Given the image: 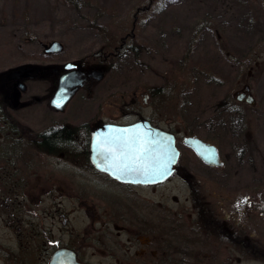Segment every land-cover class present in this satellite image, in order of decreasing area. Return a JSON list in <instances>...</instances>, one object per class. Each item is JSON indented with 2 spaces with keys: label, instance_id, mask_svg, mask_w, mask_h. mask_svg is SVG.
I'll return each instance as SVG.
<instances>
[{
  "label": "flooded vegetation",
  "instance_id": "1",
  "mask_svg": "<svg viewBox=\"0 0 264 264\" xmlns=\"http://www.w3.org/2000/svg\"><path fill=\"white\" fill-rule=\"evenodd\" d=\"M76 65L80 85L96 90L95 68L87 70V60ZM37 69L0 85V264H264V164H225L214 143L161 127L155 92L145 88L107 91L110 121L102 110L81 123L60 122L66 109L53 106L60 77L52 72V89L37 93L32 82L49 75ZM237 120L247 140L250 119ZM135 123L175 136L176 170L160 184L122 182L93 165L95 134L106 124ZM61 129L69 136L47 143ZM188 137L215 145L221 163L206 164Z\"/></svg>",
  "mask_w": 264,
  "mask_h": 264
},
{
  "label": "rangeland",
  "instance_id": "2",
  "mask_svg": "<svg viewBox=\"0 0 264 264\" xmlns=\"http://www.w3.org/2000/svg\"><path fill=\"white\" fill-rule=\"evenodd\" d=\"M129 33L134 38L120 47ZM53 40L63 51L46 56L42 46ZM82 60L102 77L88 92L73 72L79 78L69 86L77 90L60 122L81 123L102 110L110 121V90L145 88L155 92L161 127L214 143L225 164H264V0H0L1 86L13 70L33 66L49 75L32 88L48 92L56 83L50 77ZM246 86L252 105L238 100ZM239 118L250 119L247 140Z\"/></svg>",
  "mask_w": 264,
  "mask_h": 264
},
{
  "label": "water",
  "instance_id": "3",
  "mask_svg": "<svg viewBox=\"0 0 264 264\" xmlns=\"http://www.w3.org/2000/svg\"><path fill=\"white\" fill-rule=\"evenodd\" d=\"M44 52L46 54L60 53L63 51V44L59 41H52L49 44H44ZM76 66L72 63H69L65 66L66 70H71ZM70 74L63 75L60 80L59 90L56 93V96L53 100L54 106L56 108H62L70 99V93L67 88ZM23 87V86H22ZM249 91L250 89L247 88ZM251 94H248V97L244 98L247 103L253 104L254 98ZM240 100V98H238ZM242 100V99H241ZM59 105V106H57ZM130 130L127 133H122V130ZM124 135L125 137L140 136L144 142L152 147V151L155 154L162 156L165 160L170 161L167 164L166 172H139V171H129L125 174H121L116 171V168L112 165V160L104 159L100 153H106L112 145L106 143H98L102 141L105 137L108 136H120ZM186 144L195 151V153L209 165H219L221 163L218 149L215 145L204 143L200 138L191 137L185 140ZM175 137L167 133L166 131L148 125L147 123H137L134 125H107L100 130L95 137L93 138L92 148H91V158L92 162L98 170L104 171L110 174L112 177L116 178L119 175V179L124 182L132 183H142V184H151V183H160L167 178H169L174 170L176 169V163L179 157V151L175 145ZM117 179V178H116Z\"/></svg>",
  "mask_w": 264,
  "mask_h": 264
},
{
  "label": "snow or ice",
  "instance_id": "4",
  "mask_svg": "<svg viewBox=\"0 0 264 264\" xmlns=\"http://www.w3.org/2000/svg\"><path fill=\"white\" fill-rule=\"evenodd\" d=\"M59 106V105H57ZM130 130L124 129L122 133ZM98 143L112 145L106 153H100L104 159H111L116 171L125 174L129 171L139 172H166L170 161L153 153L152 147L144 142L140 136L125 137L108 136ZM119 179V175L116 176Z\"/></svg>",
  "mask_w": 264,
  "mask_h": 264
},
{
  "label": "trees",
  "instance_id": "5",
  "mask_svg": "<svg viewBox=\"0 0 264 264\" xmlns=\"http://www.w3.org/2000/svg\"><path fill=\"white\" fill-rule=\"evenodd\" d=\"M69 136V132L66 131V130H62L61 131H57L55 132V134L49 136L47 138V143L49 144H55L57 143L58 141H61L62 139H65Z\"/></svg>",
  "mask_w": 264,
  "mask_h": 264
},
{
  "label": "bare ground",
  "instance_id": "6",
  "mask_svg": "<svg viewBox=\"0 0 264 264\" xmlns=\"http://www.w3.org/2000/svg\"><path fill=\"white\" fill-rule=\"evenodd\" d=\"M72 98H70L69 102L63 107V109L61 111H64L65 109H67V106L69 105V103H71Z\"/></svg>",
  "mask_w": 264,
  "mask_h": 264
}]
</instances>
